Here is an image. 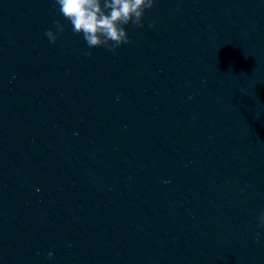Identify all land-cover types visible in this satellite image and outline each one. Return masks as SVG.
<instances>
[{
    "label": "clouds",
    "instance_id": "clouds-1",
    "mask_svg": "<svg viewBox=\"0 0 264 264\" xmlns=\"http://www.w3.org/2000/svg\"><path fill=\"white\" fill-rule=\"evenodd\" d=\"M157 0H53L57 13L66 21H53V29H46L45 36L55 44L65 31L70 30L74 35H82L87 48L104 47L115 53L122 45L132 41L126 26L143 28L147 11L154 8ZM179 10V9H177ZM155 21L149 24L154 27ZM211 27V26H209ZM85 55L91 56V51ZM258 228L264 229V211L257 217ZM261 233L256 234V242ZM52 256L49 253L48 258Z\"/></svg>",
    "mask_w": 264,
    "mask_h": 264
}]
</instances>
